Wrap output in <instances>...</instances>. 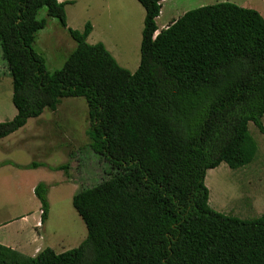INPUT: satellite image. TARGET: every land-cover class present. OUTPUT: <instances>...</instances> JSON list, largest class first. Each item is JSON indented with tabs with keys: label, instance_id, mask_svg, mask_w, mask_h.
<instances>
[{
	"label": "trees",
	"instance_id": "obj_1",
	"mask_svg": "<svg viewBox=\"0 0 264 264\" xmlns=\"http://www.w3.org/2000/svg\"><path fill=\"white\" fill-rule=\"evenodd\" d=\"M146 17L135 74L106 47L88 44L92 26L68 28L63 0H0V48L13 80L14 120L0 140L64 99H85L90 149L108 178L73 197L88 238L58 255L35 258L0 245V264H264V216L243 221L214 211L208 171L249 166L264 135V18L230 3L188 12L159 32L165 0H137ZM46 9L67 30L75 51L63 68L47 69L34 45ZM30 169L41 168L33 163ZM69 175V166L56 169ZM49 187L35 195L42 224Z\"/></svg>",
	"mask_w": 264,
	"mask_h": 264
},
{
	"label": "rangeland",
	"instance_id": "obj_2",
	"mask_svg": "<svg viewBox=\"0 0 264 264\" xmlns=\"http://www.w3.org/2000/svg\"><path fill=\"white\" fill-rule=\"evenodd\" d=\"M72 1L76 4L66 6L71 28L83 32L86 25L100 16L105 18V26L109 24L110 31L104 27L97 30L88 44L107 42L119 66L135 74L141 62L146 17L140 3L134 0L135 6L131 0ZM223 3L257 11L264 18V0H166L157 26L162 31L188 12ZM39 19L47 20L48 24L39 33L34 49L46 59L48 71L55 73L75 51L76 42L58 20L47 16L46 9L40 12ZM12 99L13 80L0 48V123L10 122L17 116ZM262 122L264 125V118ZM90 129L85 99H64L57 112L46 110L41 118L30 120L23 129L0 142V160L19 166L41 165V170L34 173L25 169H0V226L28 209L33 211V205L26 207L20 201L23 197L29 198L32 184L45 182L50 187V213L46 230L42 231V248L53 249L61 255L86 241L88 230L73 207V196L107 179L109 169L90 149L87 135ZM249 132L257 145L255 160L239 170L223 163L208 171L206 178L210 207L243 221L264 216V135L253 124L249 125ZM67 165L68 176L56 170ZM9 234L8 230L0 229L3 240L11 238Z\"/></svg>",
	"mask_w": 264,
	"mask_h": 264
},
{
	"label": "crops",
	"instance_id": "obj_3",
	"mask_svg": "<svg viewBox=\"0 0 264 264\" xmlns=\"http://www.w3.org/2000/svg\"><path fill=\"white\" fill-rule=\"evenodd\" d=\"M131 1H132L133 5H135V1L134 0H131ZM63 2L73 3V5L76 4V1H72V0H63ZM161 16H162V10H161L160 17ZM160 17L157 19V22L160 19ZM104 19H103V17L100 16V19L90 23V25L92 26V33L89 36L87 42L96 33L97 30H100L103 27L107 28V30L110 31L111 28H108L109 24L107 25V27L105 26L106 21ZM171 24H173V22ZM67 25H68L69 29H72L70 24H69L68 15H67ZM170 25H168L165 29H167ZM160 32H161V30H159V32L156 35H158ZM101 44H103L106 47V49L108 50V52L110 54L112 53V50L108 47L107 42L102 41ZM111 55L113 56V54H111ZM6 139L7 138H5L3 140H6ZM3 140H0V142H2ZM31 165L19 166L17 164H11V162H9V161L0 160V169L1 170H6L7 168H12L13 170L25 169L27 171H30L29 173H34V172H38L39 170H41V168H38L35 170L30 169L29 167ZM61 172H63V171H61ZM42 183H45V182H42ZM39 184L40 183L32 184L31 187L29 188L31 190L29 198L24 199L25 197H23L20 201L21 204L26 206V207L33 205V207H34L33 211L28 209L27 211L22 212L16 218L10 219L8 221L6 220L3 223V225L0 226V229L2 228L5 230H8L10 232L9 237H11V238L7 237V239L3 240V236L0 235V245L8 248L10 250H13V251L25 256V257H28V258H35L41 252L44 251V249L42 248V245H41V243L44 241L42 231L46 230V227H47V224L49 221V220H47L44 224H42V206H41V203L39 202V200L37 199V197L35 195V189ZM49 189H50V187H49ZM20 191H21V189H20ZM48 197H49V193H48ZM48 219H49V217H48Z\"/></svg>",
	"mask_w": 264,
	"mask_h": 264
}]
</instances>
